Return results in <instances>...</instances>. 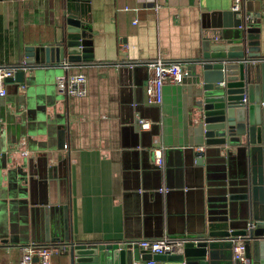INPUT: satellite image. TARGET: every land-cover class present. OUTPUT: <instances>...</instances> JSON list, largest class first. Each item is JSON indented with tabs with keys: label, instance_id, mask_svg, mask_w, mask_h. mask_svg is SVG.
Listing matches in <instances>:
<instances>
[{
	"label": "crops",
	"instance_id": "1",
	"mask_svg": "<svg viewBox=\"0 0 264 264\" xmlns=\"http://www.w3.org/2000/svg\"><path fill=\"white\" fill-rule=\"evenodd\" d=\"M242 3L243 12L259 21L253 24L264 56V0ZM233 4V0H0V69L21 63L26 45L52 46L62 40L66 19L87 26L91 44L82 52L93 56L92 62L68 70L84 75V97L56 95V78L66 71L60 66L27 70L22 85L3 81L8 94L0 98V264H19L21 247L31 242L48 244L40 213L31 217L30 199L55 206L65 202L71 234L85 241L183 240L182 236L205 229L202 210L207 195L213 202L211 231L226 228L227 222L222 228L216 223L224 216L234 218V230L246 225L249 197L243 199L236 192L219 203L228 189L222 185L220 167L212 166L219 155L207 156L199 168L194 164L197 148L206 147L186 128L185 85H164L161 120L155 128L141 131L138 115L126 118L122 112L135 101L147 105L151 71L146 63L162 58L186 69L200 46L201 15L230 11ZM130 66L138 69L135 75L127 72ZM60 129L65 149L58 148ZM22 139L29 155H9ZM154 146L162 149L160 167L154 163ZM168 187L169 194L159 191ZM62 227L58 212L50 231L61 239ZM249 259L264 264V239L256 251L251 248ZM50 261L69 264L60 251Z\"/></svg>",
	"mask_w": 264,
	"mask_h": 264
},
{
	"label": "water",
	"instance_id": "2",
	"mask_svg": "<svg viewBox=\"0 0 264 264\" xmlns=\"http://www.w3.org/2000/svg\"><path fill=\"white\" fill-rule=\"evenodd\" d=\"M245 15L243 11L233 10L201 15L205 31H202L198 50L187 62L186 76L180 85L186 86L182 99L186 128L194 140L206 147L195 152L194 164L199 168L207 156L219 155V161L212 166L220 167L222 185L228 187L219 203H225L236 192L242 194L243 199L249 197L246 225L234 230L231 226L234 218L224 216L216 223L222 228L227 222L226 228L211 231L213 202L206 194L202 210L205 229L182 236L183 246L175 254H152L128 241L74 239L70 231V209L65 202L55 206L51 202L30 199L31 217L40 213L43 219L45 241L64 254L69 264H139V261L144 264H233L232 241L238 238L244 240L248 258L251 248L256 251L264 239V56L258 28L253 24L254 14H248L253 21H246ZM62 27V40L54 45H26L21 63L9 67L13 77H6L4 82L15 80L22 85L27 70L63 67V62L68 68L92 62V54L82 52L91 44L87 26L66 19ZM127 70L135 75L138 69L129 67ZM122 112L126 118L136 113L139 119L150 120L153 128L159 124L162 113L160 106H145L137 101L132 107L124 106ZM58 134V148L65 149L64 132L60 129ZM44 173L45 169L41 172L43 177ZM60 183L65 189V181ZM166 190L169 194L172 188ZM58 212L62 214L64 236L61 239L50 231V224ZM249 222L255 223L251 230L247 229Z\"/></svg>",
	"mask_w": 264,
	"mask_h": 264
},
{
	"label": "built area",
	"instance_id": "3",
	"mask_svg": "<svg viewBox=\"0 0 264 264\" xmlns=\"http://www.w3.org/2000/svg\"><path fill=\"white\" fill-rule=\"evenodd\" d=\"M233 11H243L242 1L233 0ZM245 20H252L251 16L245 15ZM123 48V45H121ZM145 66L150 69L151 77L147 83L145 93L147 99V105L159 106L163 100V87L165 84H182L185 76L186 69L176 62H165L162 58H158L154 61L146 63ZM131 67V66H130ZM64 74L55 81V88L57 95L61 97L73 96L84 97L86 95L85 89V77L83 74H72L68 72L69 68L66 62L63 63ZM13 71L8 68L0 69V98H5L7 93L3 85V81L6 77H12ZM138 126L141 131H147L152 127V122L149 120H138ZM203 148H197V151H202ZM17 153L19 156L27 157L29 155L26 149L25 140L18 142L14 148L8 151V154L13 155ZM2 153L0 152V156ZM154 163L160 167L162 164V149L160 146H154L153 149ZM162 191H167L161 190ZM255 227L254 222L247 224V229L251 230ZM130 245H136L143 251H148L152 254H175L183 246V240H171L168 237L158 239H146L136 242L128 241ZM22 256L19 260V264H51V257L58 250L51 244H39L31 242L21 247ZM37 259V261L35 260ZM232 260L236 264H252L251 260L246 256L244 240L238 238L232 241Z\"/></svg>",
	"mask_w": 264,
	"mask_h": 264
}]
</instances>
